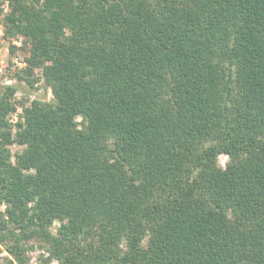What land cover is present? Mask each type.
Masks as SVG:
<instances>
[{
    "label": "trees",
    "instance_id": "16d2710c",
    "mask_svg": "<svg viewBox=\"0 0 264 264\" xmlns=\"http://www.w3.org/2000/svg\"><path fill=\"white\" fill-rule=\"evenodd\" d=\"M0 18L54 99L12 124L0 94V251L264 264V0H0Z\"/></svg>",
    "mask_w": 264,
    "mask_h": 264
},
{
    "label": "rangeland",
    "instance_id": "374dc122",
    "mask_svg": "<svg viewBox=\"0 0 264 264\" xmlns=\"http://www.w3.org/2000/svg\"><path fill=\"white\" fill-rule=\"evenodd\" d=\"M3 12H8L6 2L1 3ZM28 45L25 47L23 38L4 36V27L0 18V94L7 86L13 88L11 101L15 106V111L9 114L8 118L12 124H15L23 113V108L29 106L32 101L43 103H53L51 88L45 84L41 76L40 69H30L26 64L28 57ZM30 71V72H29ZM77 128H81L82 119L76 117ZM13 155L23 150L22 146L13 144L11 147ZM14 157H12V160ZM229 158L226 155H220L217 158L219 167L224 168ZM4 211V206H0V212ZM59 223L55 221L49 228L52 235L57 233ZM145 243V241H144ZM27 249L24 256L26 264H58L54 259H49L48 246L38 240H33L24 245ZM11 256L5 251L4 245H1L0 264H16L11 261Z\"/></svg>",
    "mask_w": 264,
    "mask_h": 264
}]
</instances>
